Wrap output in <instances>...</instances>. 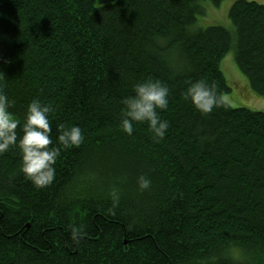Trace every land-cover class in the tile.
Here are the masks:
<instances>
[{"label": "trees", "instance_id": "1", "mask_svg": "<svg viewBox=\"0 0 264 264\" xmlns=\"http://www.w3.org/2000/svg\"><path fill=\"white\" fill-rule=\"evenodd\" d=\"M204 1L0 0L10 111L23 123L38 99L55 107L54 139L58 124L85 137L61 149L45 188L25 177L19 148L0 155V264H264V111L229 103L203 115L184 98L198 80L231 91V49L264 96V4L234 2L232 31L196 27ZM146 79L170 90L159 141L147 123L132 136L119 127L123 98Z\"/></svg>", "mask_w": 264, "mask_h": 264}, {"label": "clouds", "instance_id": "2", "mask_svg": "<svg viewBox=\"0 0 264 264\" xmlns=\"http://www.w3.org/2000/svg\"><path fill=\"white\" fill-rule=\"evenodd\" d=\"M134 95L123 98L120 116V130L128 136L134 132V124L147 123L153 139L163 140L169 129V122L162 119L160 111L169 105V88L159 80L146 79L133 86ZM184 98L190 100L193 107L203 115L212 113L214 108H228L226 97L219 94L215 84L204 80L192 82L187 88ZM12 102L0 85V155L17 147L21 152L22 171L25 177L38 189L48 187L55 179L54 167L61 155V149L79 147L84 142V134L79 126L66 127L56 125L59 135L54 139L53 127L50 122L55 107L42 104L38 99L29 102L23 123L16 119L10 111ZM23 135L18 139L17 128ZM58 140L60 147H56ZM141 191L151 187V180L144 175L138 177ZM113 207L119 203V193L113 189L110 193ZM83 227L72 228V238H82Z\"/></svg>", "mask_w": 264, "mask_h": 264}, {"label": "rangeland", "instance_id": "3", "mask_svg": "<svg viewBox=\"0 0 264 264\" xmlns=\"http://www.w3.org/2000/svg\"><path fill=\"white\" fill-rule=\"evenodd\" d=\"M237 0H223L216 6L211 1L203 2L205 8L203 13L197 15L196 27H207L211 25H222L234 31L229 11ZM264 4V0H247ZM221 69L227 80L231 91L223 96L233 107H248L253 110L264 111V96L258 95L251 88L248 78L239 70L235 51L231 49L221 61Z\"/></svg>", "mask_w": 264, "mask_h": 264}]
</instances>
